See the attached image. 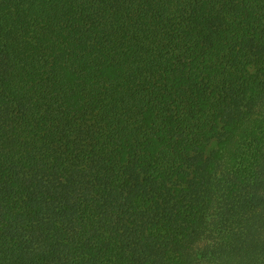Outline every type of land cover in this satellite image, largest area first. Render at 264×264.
Returning <instances> with one entry per match:
<instances>
[{
  "label": "trees",
  "instance_id": "trees-1",
  "mask_svg": "<svg viewBox=\"0 0 264 264\" xmlns=\"http://www.w3.org/2000/svg\"><path fill=\"white\" fill-rule=\"evenodd\" d=\"M0 264H264V0H0Z\"/></svg>",
  "mask_w": 264,
  "mask_h": 264
}]
</instances>
